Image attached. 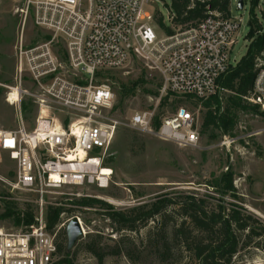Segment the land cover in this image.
I'll use <instances>...</instances> for the list:
<instances>
[{
    "label": "built area",
    "instance_id": "obj_1",
    "mask_svg": "<svg viewBox=\"0 0 264 264\" xmlns=\"http://www.w3.org/2000/svg\"><path fill=\"white\" fill-rule=\"evenodd\" d=\"M149 1L26 0L24 21L30 15L48 37L31 46L20 39L16 83L6 86L5 98L15 107L18 126L0 130V151L9 152L16 163V188L37 196L36 224L26 231L0 229V264H56V233L46 229L45 196L85 184L108 187L113 171L108 170L105 183L100 175L120 125L181 146L200 147V129L191 111L180 107L161 118L148 109L122 121L112 87L94 80L136 59L159 75L161 96L204 102L222 95L219 80L238 63L233 51L243 18L211 11L196 26L161 35L153 14L145 9ZM255 67L246 100L264 118V51ZM24 100L34 105L32 128L23 117ZM228 142L227 138L222 144ZM257 257H235L234 264H264V253Z\"/></svg>",
    "mask_w": 264,
    "mask_h": 264
},
{
    "label": "rangeland",
    "instance_id": "obj_2",
    "mask_svg": "<svg viewBox=\"0 0 264 264\" xmlns=\"http://www.w3.org/2000/svg\"><path fill=\"white\" fill-rule=\"evenodd\" d=\"M237 1L231 0L230 13L232 17L243 18V25L233 51V56L239 61L247 53L249 45L246 36L250 29L248 21L252 3L251 0H246L244 8L240 9L237 7ZM25 4L26 0H0V130H16L18 126L15 107L5 98L6 86L16 83L20 39L23 38L26 46L45 40L43 38L45 33L35 26L30 15L24 21ZM170 4L171 0H150L145 9L153 14L154 18L160 14L169 25ZM263 10L264 2L259 0L254 12L264 25ZM157 29L161 35L165 34L163 29ZM109 73L106 78L96 77L94 82H106L112 87L120 120L125 121L135 112L148 109H155L157 116L162 118L184 107L197 119L201 136L200 147L181 146L120 125L104 159V166L113 171L109 186L100 188L95 184H85L66 187L47 194L45 206L64 202L68 208L71 207L69 204L74 198L89 196L102 199L117 209H126L149 202L162 193L171 192L176 196L182 192V194L191 192L198 198H207L209 208L216 207L222 198L226 205L229 202H236L248 213L264 221V118L260 112L238 111L237 124L232 135L223 134L220 130L203 133L202 124L207 111L203 102L186 100L170 94L161 96V79L144 62L133 59L123 68L109 70ZM136 82L138 84L134 92L127 96L121 95L123 84L131 87ZM26 86L32 87L30 83H26ZM228 95L229 93H224L223 105H226ZM34 115L35 110L32 114L23 111L29 128H32ZM227 138L231 142L223 145L222 141ZM15 171L16 163L11 154L0 151V229L7 232H18L20 229L14 225L13 219L1 217L5 210V200L14 202L19 208H24L26 203H31L35 209L37 208L36 194L18 189L14 185ZM225 172L233 173L235 197L229 194L222 196L216 187L208 185ZM98 212L99 209L85 208L75 210L71 214L79 217L85 229L83 239L89 232H100L103 235V243L109 246L106 250L110 251L119 234L113 232L109 221L103 219ZM67 216L69 215H64ZM152 226L153 222H150L138 232L125 233L137 244L136 249L129 246L125 248V251L130 249L134 254L137 264H165L160 262L155 250L147 245V232ZM64 229L66 231V227ZM78 242L72 250L76 248ZM180 250L174 251L170 259L181 257L178 264H199L193 254L190 255L182 248ZM252 252L251 257L255 259L261 254L254 247ZM78 253L76 264H99L96 257L86 253L84 249L81 248ZM104 264L132 263L124 254L109 255ZM242 264H247V261Z\"/></svg>",
    "mask_w": 264,
    "mask_h": 264
},
{
    "label": "trees",
    "instance_id": "obj_3",
    "mask_svg": "<svg viewBox=\"0 0 264 264\" xmlns=\"http://www.w3.org/2000/svg\"><path fill=\"white\" fill-rule=\"evenodd\" d=\"M249 45L247 53L231 67L219 80L220 86L229 93L226 105H223V95H215L203 102L207 111L204 116L202 130H220L223 134L232 135L237 124L238 111L257 113L259 108L246 100L253 86L256 75V59L264 51V25L260 23L254 10L259 0H251ZM231 0H171L169 6L172 21L169 25L159 14L155 16V27L161 28L166 34H172L177 29L196 26L211 11L224 17L230 16ZM264 18V10L262 11ZM48 36H44L46 39ZM109 71L100 73V77L109 76ZM137 82L131 87L123 84L121 95L127 96L134 92ZM222 97V98H221ZM168 97L165 98L167 101ZM24 113L32 114L34 105L30 100L22 102ZM261 113V112H260ZM159 126V121L155 122ZM216 187L222 196L226 194L235 197V186L232 172H225L208 183ZM183 193V192H182ZM173 195L166 192L157 195L153 200L131 208L117 209L112 204L96 198L83 196L71 200V207L66 208L64 202L48 204L45 209L46 229L56 233L58 260L56 264H76L78 251L82 248L96 257L99 264H104L109 255H126L132 264H137L134 254L126 247L137 248L133 238L126 231L138 232L147 227V245L155 250L161 263L178 264L181 257L170 259L174 251H187L195 256L199 264H234L237 260L252 259V247L264 253V221L236 202L224 200L214 208H209L207 198H198L195 193ZM5 210L1 217L13 219L14 225L20 231H26L36 224V209L33 204L26 203L19 208L14 202L5 200ZM99 209L103 219L109 221L113 232L119 234L111 250L103 243L100 232H89L85 238H80L74 250H67V234L64 228L58 230L63 220L75 217V210ZM69 215L64 217V215ZM77 216V215H76ZM78 253V254H77Z\"/></svg>",
    "mask_w": 264,
    "mask_h": 264
},
{
    "label": "water",
    "instance_id": "obj_4",
    "mask_svg": "<svg viewBox=\"0 0 264 264\" xmlns=\"http://www.w3.org/2000/svg\"><path fill=\"white\" fill-rule=\"evenodd\" d=\"M243 6L244 0H238L237 7L242 9ZM85 233V229L80 219L77 216L72 217L66 225L67 250L71 251Z\"/></svg>",
    "mask_w": 264,
    "mask_h": 264
},
{
    "label": "bare ground",
    "instance_id": "obj_5",
    "mask_svg": "<svg viewBox=\"0 0 264 264\" xmlns=\"http://www.w3.org/2000/svg\"><path fill=\"white\" fill-rule=\"evenodd\" d=\"M108 170H109V168L104 167L103 171L100 175V179H102L104 183H105L106 178H107L106 175L110 173V171H108Z\"/></svg>",
    "mask_w": 264,
    "mask_h": 264
}]
</instances>
